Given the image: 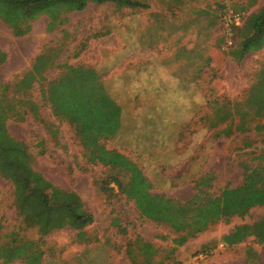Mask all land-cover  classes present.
<instances>
[{"label":"rangeland","instance_id":"1","mask_svg":"<svg viewBox=\"0 0 264 264\" xmlns=\"http://www.w3.org/2000/svg\"><path fill=\"white\" fill-rule=\"evenodd\" d=\"M143 1L148 7L92 3L53 31L41 15L24 36L0 18V80L16 81L42 53L54 57L42 71L47 80L65 64L98 68L125 108L123 129L103 142L138 164L153 194L186 201L199 182L216 196L248 181L261 191L250 212L176 247L177 233L142 217L135 201L111 182L126 180L124 170L87 160L73 126L43 102L47 81H37L28 91L10 87V96L31 98L39 107L37 117L29 112L25 119H8L9 132L28 143L37 171L81 196L95 222L85 228L87 241L70 227L42 238L36 227H20L13 185L0 175V237L6 240L16 229L40 240V264H152L139 249L137 261L127 253L138 235L156 246L158 264H264V117L249 98L261 78L264 38L262 47L241 52L246 21L264 0ZM236 227H244V237L229 244L225 236ZM202 252L208 257L196 260Z\"/></svg>","mask_w":264,"mask_h":264},{"label":"trees","instance_id":"2","mask_svg":"<svg viewBox=\"0 0 264 264\" xmlns=\"http://www.w3.org/2000/svg\"><path fill=\"white\" fill-rule=\"evenodd\" d=\"M108 2L119 9L148 7L143 0H0V18L16 36H24L30 32L31 22L41 15L48 17V31H53L67 21L70 13L83 11L92 3L101 5ZM245 29L247 32L241 46L243 55L263 45L264 5L248 17ZM53 63V56L42 53L37 56L32 68L16 81L0 80V175L13 185L17 217L21 218L20 227H36L42 238L56 229L70 227L78 232L79 240L87 241L85 228L95 222L94 214L85 209L81 196L74 190L55 185L37 171L28 143L9 132L8 119H25L29 112L37 117L39 107L31 98L10 96V87L15 85L18 91H28L37 81H47L46 87L42 88L43 102L51 106L54 116L67 120L73 126L87 160L124 170L126 180L116 177L111 182L135 201L142 217L167 225L177 233L173 239L176 247L220 221L229 222L234 216H245L250 212L253 200L261 191L248 181L235 187L227 186L216 196L201 187L199 182L194 196L186 201L165 194H153L151 183L138 164L125 154L108 149L103 142L114 138L123 129L125 108L110 93L98 68L65 64L57 78L47 80L42 71ZM260 74L261 78L252 86L249 98L257 104L255 114L264 117V66ZM222 135L223 131L216 134L218 137ZM243 230L244 227H236L225 236V240L229 244L237 243L244 237ZM7 237L6 240L0 237V261L12 263L22 259L25 264L41 263L43 249L40 240L27 238L16 229ZM137 249L148 255L146 262L158 264L153 258L158 249L152 242L138 235L130 241L127 249L128 255L135 261Z\"/></svg>","mask_w":264,"mask_h":264},{"label":"built area","instance_id":"3","mask_svg":"<svg viewBox=\"0 0 264 264\" xmlns=\"http://www.w3.org/2000/svg\"><path fill=\"white\" fill-rule=\"evenodd\" d=\"M208 257V253L207 252H202V253H199L195 259L196 260H203V259H206Z\"/></svg>","mask_w":264,"mask_h":264},{"label":"crops","instance_id":"4","mask_svg":"<svg viewBox=\"0 0 264 264\" xmlns=\"http://www.w3.org/2000/svg\"><path fill=\"white\" fill-rule=\"evenodd\" d=\"M193 16H195V14H193ZM155 47H156V46H155ZM146 48H147V47H145L144 49L142 48V49H143V50H145ZM140 49H141V48H140ZM146 62H147V61H146V59H145V61H144V63H143V64L145 65V64H146ZM145 78H146V76H145Z\"/></svg>","mask_w":264,"mask_h":264}]
</instances>
